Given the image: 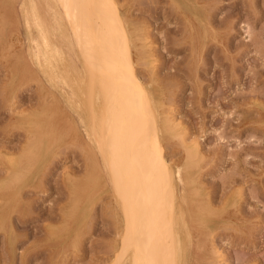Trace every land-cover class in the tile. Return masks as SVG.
<instances>
[{
	"label": "rangeland",
	"instance_id": "rangeland-1",
	"mask_svg": "<svg viewBox=\"0 0 264 264\" xmlns=\"http://www.w3.org/2000/svg\"><path fill=\"white\" fill-rule=\"evenodd\" d=\"M114 1L137 74L178 124L163 142L186 180L187 264H264V0ZM28 4L0 0V264H109L120 206L88 140L79 88L44 74L62 60H36ZM37 4L55 26V1ZM62 17L56 28L68 29ZM61 30L51 37L65 49ZM74 48L66 57L83 71Z\"/></svg>",
	"mask_w": 264,
	"mask_h": 264
},
{
	"label": "bare ground",
	"instance_id": "bare-ground-1",
	"mask_svg": "<svg viewBox=\"0 0 264 264\" xmlns=\"http://www.w3.org/2000/svg\"><path fill=\"white\" fill-rule=\"evenodd\" d=\"M52 1H55L58 9L55 14L53 12L55 16L52 17L55 26L52 25L51 28L41 13L37 0H28L27 9L23 5V12L27 14L25 24H28H26L27 28L31 25L35 26L36 32L38 31V37L33 39L37 48L36 54L34 53L37 56L36 60L43 59L49 65L52 59L55 61L60 59L59 61L62 60L65 64L63 68H59L57 62H54L56 65L53 66L56 68L58 66L60 69L55 72L51 70L55 67L50 69L43 62L48 69L47 71L45 69L44 74H52L54 81L63 79L67 87L73 82L77 85H75L76 89L79 88L81 92L82 105L84 103L82 107L87 116V121L85 119L84 121L88 140L90 139V143H93L94 148L96 147L100 153L98 156H101L99 159L102 158V162L100 161L102 169L106 171L107 181L111 183L120 206L121 225L118 227L120 243L119 248H116L118 254L110 263L120 264L129 253L127 260L129 262L124 264H187V247L191 239V231L186 219L187 215L180 205L184 195L179 188V184H184L186 180L182 167L178 165L175 168L174 162L172 164L167 156L165 157L163 142L167 134L175 130L174 126L178 125L176 119L171 114H163L152 89H149L145 85L146 82L144 84L137 74L130 37L114 0ZM51 3H48V8L53 7ZM62 16L69 24L68 29L63 28V23L62 30L59 27L67 40L65 45L68 46L65 49L73 50L75 47L79 50L80 58L84 63L83 71L76 67L77 62L76 66L70 64L63 45L51 37L52 34L55 37L57 32H60L56 26H59ZM67 25L64 24L65 27ZM35 44L34 47L31 46L32 49L35 48ZM67 80L71 82L67 83L69 82ZM73 84L70 87L73 88ZM54 85L56 86L55 83ZM74 93L76 94V91ZM71 98L68 99L72 102ZM67 102L70 105V101ZM188 144L190 147H195L197 141L191 139ZM33 149L34 144L31 143L27 150L31 153ZM114 220L116 222L115 218Z\"/></svg>",
	"mask_w": 264,
	"mask_h": 264
}]
</instances>
